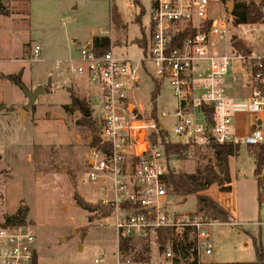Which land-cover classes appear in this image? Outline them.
<instances>
[{
	"label": "rangeland",
	"instance_id": "1",
	"mask_svg": "<svg viewBox=\"0 0 264 264\" xmlns=\"http://www.w3.org/2000/svg\"><path fill=\"white\" fill-rule=\"evenodd\" d=\"M213 1L212 13L230 20L234 18L237 3L262 0ZM19 2L0 0L9 11L6 16L0 14V219L27 209L25 223L36 232L39 264H107L111 259L117 263L115 215L107 216L103 208L86 211L74 200V193L99 206L103 200H111V193L105 192L101 184L80 181L86 170L92 134L82 120L87 108L72 107L69 90L82 100L88 98L86 90L91 85L59 72L56 62L77 58L79 49L96 35L111 36L115 53L137 56L140 52L137 43L140 44L144 29L146 33L149 31L151 0H139V4L134 0H114L126 25L119 29L111 22V0H31L29 15ZM229 5H233L232 13ZM35 45L42 47V53L33 59ZM20 70H23V83L30 90L40 84L51 85L50 91L40 95L29 110L24 108L28 102L24 90L13 80ZM234 71L240 75L239 80H232V70L226 80L228 90L237 99L246 96L238 61ZM155 88V82L144 76L130 98L144 109L156 105L159 114H172L176 100L171 88L161 85L154 102ZM67 105L71 108L67 109ZM162 121L169 127L174 141L182 140L170 129V117ZM209 160L215 161L212 148L194 146L186 158H173V171L194 172ZM230 168L232 190L224 192L214 184L207 193L233 207L237 223L230 220L212 226L216 249L204 260L214 264H264L258 261L254 246L257 238L264 247V186L259 188L254 173L255 157L244 142L239 155L230 158ZM169 200L174 203L172 209L180 214L197 211L194 195L186 200L174 195ZM131 244L134 249L120 258L121 263L174 264L178 258L180 264H191L194 259L193 256L185 259L176 252L174 257L167 258L154 237ZM102 256L106 262L96 263L95 259ZM143 256L148 258L143 260Z\"/></svg>",
	"mask_w": 264,
	"mask_h": 264
},
{
	"label": "built area",
	"instance_id": "2",
	"mask_svg": "<svg viewBox=\"0 0 264 264\" xmlns=\"http://www.w3.org/2000/svg\"><path fill=\"white\" fill-rule=\"evenodd\" d=\"M151 3L149 31L140 55H118L112 49L98 53L94 44H84L77 58L56 62L59 72L91 85L86 91L100 143L90 144L80 181L101 184L111 193V200L102 204L114 207L119 243L157 238L158 230L166 228H172L180 240L187 230L197 262L214 264L204 258L216 249L211 228L217 221L196 211L180 214L172 209L169 197L174 195L168 193L164 177L173 171L176 155L167 153L165 143L197 147L264 143L262 121L240 138L234 132L237 114L264 112V21L235 24L234 18L212 13L213 0ZM235 40L244 43L246 53L236 49ZM41 53L42 47L35 45L33 59ZM236 61L247 76L249 94L243 99L233 97L227 88L226 79ZM144 76L155 85L171 88L176 100L172 114H159L157 107L144 109L131 100ZM166 117L172 119L170 129L182 140L171 138L162 121ZM35 251L32 225L0 219V264H38ZM161 251L167 258L174 257L173 242ZM125 253L119 251L118 259ZM119 260L117 264H124ZM95 262L103 263L104 258Z\"/></svg>",
	"mask_w": 264,
	"mask_h": 264
},
{
	"label": "trees",
	"instance_id": "3",
	"mask_svg": "<svg viewBox=\"0 0 264 264\" xmlns=\"http://www.w3.org/2000/svg\"><path fill=\"white\" fill-rule=\"evenodd\" d=\"M19 5L25 6L23 8L24 12L27 15L30 14L29 4L31 0H19ZM135 3L139 4V0H134ZM110 6V18L111 22L114 24V27L119 29L123 25V20L119 14L117 6L114 2H111ZM264 5V0L261 2L250 1V2H240L237 3L233 11L234 23L243 24V23H254L264 21V14L262 13V6ZM22 10L20 9L19 12ZM0 13L8 14L9 11L0 3ZM143 13V9L140 10V16ZM136 21L139 22L140 18L137 15ZM144 33V31H143ZM143 38L140 43H142ZM111 38L108 36H96L94 37V45L98 53L108 51L111 49ZM234 46L236 49L242 51L243 53L247 52V48L241 41H234ZM22 73L23 70H20L18 75L14 77L16 83H22ZM45 86V85H44ZM50 86H45V91H50ZM159 85H156V88L152 92L153 100L156 102V97L159 92ZM69 89V88H68ZM70 91L71 105L72 107L82 108L83 106L87 108L88 111H84L82 120L84 121L83 125H86L91 130L92 134V146H97L100 143V137L98 135V129L95 125L94 119L92 118L91 108L88 98L84 97L82 100L79 97L74 96L73 91ZM83 101V102H81ZM67 109H70L71 106H66ZM156 108V105H154ZM156 111V109H154ZM89 112V116L87 114ZM152 139H156V133H152ZM241 142H229L225 144H215L211 143L208 147L212 148L215 152V161L209 160L208 163L203 167H198L194 172L186 171H170L164 177V181L167 187V191L170 195H180L186 200L188 196L194 195L196 197L197 203V213L208 216L210 219L217 222H229L234 220V216L223 207L218 201H216L212 196L206 193V191L214 184L218 185L221 191L229 192L232 190V176L230 168V158L239 155ZM194 146L190 143H165V148L167 153L170 155H176L177 158L184 159L187 157V152ZM249 151L255 157V169L254 173L258 181L259 188L264 186V176L262 174L264 168V143L259 144H250L248 145ZM74 200L77 206L81 207L86 211H94L96 208H103L104 211H107V216L113 213L114 207H105L104 205H94L89 201L85 200L80 194L74 193ZM27 209H20L16 214L7 216L5 221L7 223H25ZM90 221L94 220L93 216H89ZM169 241L173 242L174 250L180 257L188 258L193 256L194 259L191 264H199L197 262V255L193 250L194 241L190 238L188 231L184 232V237L178 240L175 236V231L172 228L160 229L157 234V243L159 248L166 249V246ZM254 246L256 250V256L260 263H264V247L262 242L257 238H254ZM120 250L122 252H129L133 250V245L124 241L120 243ZM143 260L148 257H141ZM178 258L174 259V264H180ZM223 264H244V263H223Z\"/></svg>",
	"mask_w": 264,
	"mask_h": 264
},
{
	"label": "crops",
	"instance_id": "4",
	"mask_svg": "<svg viewBox=\"0 0 264 264\" xmlns=\"http://www.w3.org/2000/svg\"><path fill=\"white\" fill-rule=\"evenodd\" d=\"M1 15H8V14H5V13H0ZM122 28H126V25L124 24V22H123V25H122ZM145 34H146V30L144 29V36H145ZM96 36H98V35H96ZM96 36H94V37H96ZM103 35H100V37H102ZM144 36H143V33H142V35H141V37L143 38V41H142V43H137L138 44V46H139V49H140V52H139V54L138 55H140L141 54V52H142V47L141 46H143L144 45ZM94 37H93V39H92V42H88V43H86V45H89V44H94ZM108 37H110L111 38V36H108ZM112 50L114 49V47L113 48H111ZM114 51V50H113ZM117 54V53H116ZM118 55H124V54H118ZM137 55V56H138ZM125 56V55H124ZM242 74L244 75V82H246V80H247V76H246V74L244 73V71H242ZM238 76V79L237 80H234L233 78H232V80L233 81H238L239 80V78H240V75L239 74H237L235 71H234V69H233V74H232V76ZM83 84V83H82ZM243 89H244V91H246V92H243V95L246 93V96H243L242 98H240V99H243V98H246L247 96H248V94H249V89L245 86V84L243 85ZM234 97V96H233ZM239 98H237V99H239ZM263 115H264V112H261V113H246V114H237L235 117H234V132H235V135L237 136V138H240V137H242V136H245L246 134H248L250 131H252V129L255 127V126H257V125H260L261 124V121L263 122ZM232 158V157H231ZM232 176V175H231ZM213 186V185H212ZM211 186V187H212ZM210 187V188H211ZM210 188L208 189V190H210ZM104 189V188H103ZM208 190L206 191V193L208 192ZM104 191L106 192V190L104 189ZM208 194V193H207ZM215 199V198H214ZM216 200V199H215ZM216 201H218V200H216ZM223 207H225L228 211H230V213L234 216V220L233 221H235V223H237V218H236V216L234 215V214H237V212H236V210L233 208V207H231L230 205H228L227 203H225L224 201H218ZM226 222H216V224H225ZM229 224H231V225H233V223H229ZM211 236H212V234H211ZM120 248H119V242H118V245H117V256H118V253H119V250ZM122 253V252H121ZM37 254H38V250H37ZM103 258H104V261L106 260V258L104 257V256H102ZM119 260V259H118ZM117 260V261H118ZM37 262H38V264H39V260L37 259ZM106 262V261H105ZM210 262H212V261H210ZM213 263V262H212ZM233 263V262H232ZM107 264H117L115 261H112V259L109 261V262H107ZM136 264H142L141 262H137ZM158 264H160V263H158Z\"/></svg>",
	"mask_w": 264,
	"mask_h": 264
},
{
	"label": "water",
	"instance_id": "5",
	"mask_svg": "<svg viewBox=\"0 0 264 264\" xmlns=\"http://www.w3.org/2000/svg\"><path fill=\"white\" fill-rule=\"evenodd\" d=\"M232 8H233V5H229V10ZM230 12L232 13L231 10H230ZM7 78H10V76H7ZM50 81H51V79H50ZM19 85L22 87V89L24 90V92L28 98V102L24 106L25 110H29L31 107H33V105H35L38 97L45 93V86L43 84L38 85L37 88L33 89V90L28 89L23 82L19 83ZM86 111H88V110H86ZM87 114L89 116V112H87ZM0 158H1V155H0ZM160 250H162V247L160 248ZM36 254H37V251H35V255Z\"/></svg>",
	"mask_w": 264,
	"mask_h": 264
}]
</instances>
